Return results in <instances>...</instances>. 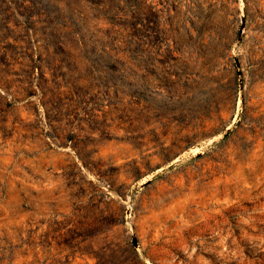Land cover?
I'll return each instance as SVG.
<instances>
[{
	"label": "rangeland",
	"instance_id": "rangeland-1",
	"mask_svg": "<svg viewBox=\"0 0 264 264\" xmlns=\"http://www.w3.org/2000/svg\"><path fill=\"white\" fill-rule=\"evenodd\" d=\"M0 264H264V0H0Z\"/></svg>",
	"mask_w": 264,
	"mask_h": 264
}]
</instances>
